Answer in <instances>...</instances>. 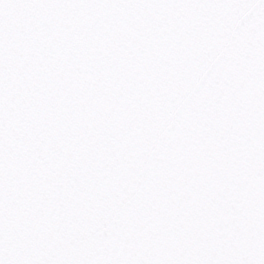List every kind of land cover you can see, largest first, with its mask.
Instances as JSON below:
<instances>
[{
    "label": "snow or ice",
    "instance_id": "snow-or-ice-1",
    "mask_svg": "<svg viewBox=\"0 0 264 264\" xmlns=\"http://www.w3.org/2000/svg\"><path fill=\"white\" fill-rule=\"evenodd\" d=\"M0 264H264V0H0Z\"/></svg>",
    "mask_w": 264,
    "mask_h": 264
}]
</instances>
